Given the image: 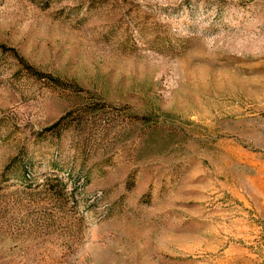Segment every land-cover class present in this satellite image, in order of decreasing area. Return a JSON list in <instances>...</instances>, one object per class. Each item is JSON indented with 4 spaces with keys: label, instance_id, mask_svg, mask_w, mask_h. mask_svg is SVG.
<instances>
[{
    "label": "rangeland",
    "instance_id": "rangeland-1",
    "mask_svg": "<svg viewBox=\"0 0 264 264\" xmlns=\"http://www.w3.org/2000/svg\"><path fill=\"white\" fill-rule=\"evenodd\" d=\"M0 44V264H264V0H0Z\"/></svg>",
    "mask_w": 264,
    "mask_h": 264
},
{
    "label": "trees",
    "instance_id": "trees-1",
    "mask_svg": "<svg viewBox=\"0 0 264 264\" xmlns=\"http://www.w3.org/2000/svg\"><path fill=\"white\" fill-rule=\"evenodd\" d=\"M0 50H9L13 55L14 57L17 59V61L21 64V66L23 68H25L30 74H34V75H37V76H40L42 75V73H38V71H36L32 66H30L29 64H27L24 59H22V57H20L18 55V53L16 52L15 49L13 48H8V47H5L4 45L0 44ZM61 120V119H60ZM60 120L56 121L54 124L51 125V127L49 128H54L56 126H58V124L60 123Z\"/></svg>",
    "mask_w": 264,
    "mask_h": 264
}]
</instances>
